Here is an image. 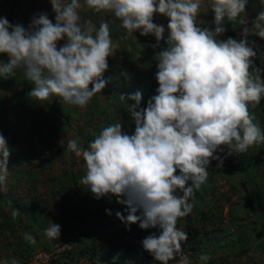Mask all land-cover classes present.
<instances>
[{
	"label": "clouds",
	"instance_id": "obj_1",
	"mask_svg": "<svg viewBox=\"0 0 264 264\" xmlns=\"http://www.w3.org/2000/svg\"><path fill=\"white\" fill-rule=\"evenodd\" d=\"M54 19L46 11L34 13L27 26L12 23L0 15V78L13 77L23 69L34 83L31 96L40 101L56 96L65 104L84 108L110 82L104 78L108 58L116 48L107 20L98 27L82 22L81 10L110 14L127 36L139 32L154 36L158 56L155 94L141 107L142 93L120 94L131 100L127 112L134 122L131 134L123 131L121 120L101 129L87 148L79 138L69 139L67 149L82 157L85 174L79 183L97 200L116 198L125 206L116 217L130 230L157 229L140 241L142 249L156 264H193L183 255L188 233L177 227L178 219L190 215L193 198L208 178L211 159L228 145L226 155L246 153L254 144H264L262 131L250 111L264 100V0L261 10L249 20V0H49ZM212 13L205 25L197 23L201 9ZM167 18L157 24L154 16ZM228 21L229 23H226ZM241 25L239 39L221 36L227 24ZM251 24V27H249ZM166 33V35H165ZM125 37H120L124 39ZM63 41V43H60ZM8 138L0 132V189L7 186ZM111 215L110 209H105ZM13 218L19 210H13ZM58 240L61 225L51 223L43 230ZM24 238L30 244L31 234ZM180 257L177 260V257ZM211 259L201 253L198 260ZM4 264H20L11 257Z\"/></svg>",
	"mask_w": 264,
	"mask_h": 264
},
{
	"label": "rangeland",
	"instance_id": "obj_2",
	"mask_svg": "<svg viewBox=\"0 0 264 264\" xmlns=\"http://www.w3.org/2000/svg\"><path fill=\"white\" fill-rule=\"evenodd\" d=\"M260 10L259 0H249L246 14L241 15L251 20ZM211 19L212 13L202 8L197 23L207 25ZM154 22L166 25L167 18L155 15ZM227 27L221 39L240 38L238 21ZM110 30L116 53L108 58L109 67L103 74L110 82L86 107L65 104L56 96L40 101L27 93L28 103L22 105L21 98H15L6 111V119L0 121V132L8 138L12 148L7 186L0 189V224L12 218V211L21 207L18 204L24 205L22 210L28 214L33 212L35 218L31 222L25 216L20 226L13 225L11 229L0 227V264L11 257L20 264H120V260L125 264H156L141 247L140 241L146 236L144 231L137 232L139 236L130 241L122 223L114 226L109 237L92 236L99 208L110 209L108 201L114 199L97 200L79 183L85 174L83 159L67 149V141L74 138H79L81 146L87 148L88 141L94 139L93 133L98 134L103 127L120 120L123 131L131 134L134 122L127 108L133 101H122L119 95L139 90L143 107L158 86L154 78L158 61L155 53L166 46L164 42L153 48L154 36H141L139 32L127 36L119 26H112ZM122 36L125 38L120 39ZM248 39L257 41L261 45L260 52L264 53V41L255 35ZM254 62L260 65L264 58ZM30 84L34 86V83H26V86ZM29 98L34 100L31 106ZM250 111L264 131V100ZM232 147L228 145L215 153L223 157V163L220 165L216 159H211L208 178L195 192L200 202L195 198L192 201L191 215L200 234L188 236L189 240L183 244V255L193 264H205L198 260L201 253L211 257L206 264H264V144H254L240 155L235 152L226 155L227 149ZM251 151L261 156V161L251 159ZM241 155L249 157L253 163L240 165ZM116 204L123 209L124 205ZM52 222L61 225L58 240L47 238L43 231ZM29 223H34L35 234L21 231ZM177 227L184 230L183 222ZM145 231L150 233V229ZM20 232L21 240H25L26 233L36 239L35 244L27 241L31 245L27 257L20 256L14 248ZM129 242L132 250L129 249L130 257H126L124 249ZM169 264H177V261Z\"/></svg>",
	"mask_w": 264,
	"mask_h": 264
},
{
	"label": "trees",
	"instance_id": "obj_3",
	"mask_svg": "<svg viewBox=\"0 0 264 264\" xmlns=\"http://www.w3.org/2000/svg\"><path fill=\"white\" fill-rule=\"evenodd\" d=\"M15 84L16 83H14V85ZM21 85H22V87H21V89H19L18 94H19V97L22 100V105H24V104L28 103L27 102L28 101L27 93H30V90L34 86H31V84H30V86H28V85L26 86V83H22ZM33 101L34 100H31L29 98V102H30L29 105L30 106L33 105V103H34ZM12 102H13V100L11 98L3 97L2 94H0V121L2 120V122H3L6 119V114H7L6 111L9 108L12 107ZM14 117L17 118L18 114L16 113ZM256 154H257L256 152H252L251 151V155L252 156L250 158L251 159L254 158L255 162H257L259 160L261 161V156H257ZM261 155L263 156V154H261ZM250 162L251 161H250L249 157H246L244 155H241L239 157L240 165L244 164V163L246 165V163H250ZM251 163H253V162H251ZM194 198L198 202H200V200L198 199V195L195 194ZM111 199H114V201L116 202V199L114 198V196L109 197V200H111ZM114 201H108V205H109L110 210L112 212L111 215L106 214V212L104 210L105 209L104 207H103L102 210H100V208H99V210L97 212L98 217L93 221V232H92V236L93 237H109L111 235V233L114 231V226H116V225L119 226V225L122 224V222L116 217L115 213H116V211H121L122 212L125 209V206H123V209H120L119 205L116 204L117 202L115 203ZM18 206H21V207H19L20 208L19 209V215L16 218L12 217L8 222L7 221H2V223L0 224L1 229H11V226H13V225H19L20 226L21 225L20 221L25 216L27 218H30L31 222L35 221V218L33 217V215H34L33 212L28 214L27 212L22 210V206H24V205L18 204ZM192 217L193 216L190 214V215H188V216H186L184 218L178 219L177 226L181 222H183L184 230L188 233V236L196 237V236H198L200 234V228L194 224ZM23 229L25 231L29 232V233L35 234L34 223H29V225H24L21 228V231ZM140 231H144L145 232L144 236L148 235V233L145 230L140 229L138 227V224H136L133 229H130V230L126 231L127 237L131 241V240H133V238L139 236L137 234V232H140ZM156 231H157V229H150V232H156ZM21 237H22V232L19 233V236L17 237V241H16V243L14 245L15 246L14 248L17 249L18 254L20 256L27 257V256L30 255L31 245L26 240H21L20 239ZM101 241H103V239H101ZM185 243H183V244H185ZM103 244H105V243H103ZM130 244H132V243L129 242L127 247L124 249L126 257H130V254H131L130 250H132V248L130 247ZM144 257H147L146 253H144ZM21 260H23L22 257H21ZM119 263L120 264H125L126 262H123L122 260H120Z\"/></svg>",
	"mask_w": 264,
	"mask_h": 264
},
{
	"label": "crops",
	"instance_id": "obj_4",
	"mask_svg": "<svg viewBox=\"0 0 264 264\" xmlns=\"http://www.w3.org/2000/svg\"><path fill=\"white\" fill-rule=\"evenodd\" d=\"M39 11H46L49 17L54 19V13L51 11L49 0H0V15L6 16L12 23L19 22L27 26L32 15ZM81 17L82 22L91 20L96 27L99 26L102 20H107L109 27L119 26V21L110 14L95 13L91 10L84 9L81 10ZM60 43H63V41ZM0 59L6 61L7 57L0 56ZM14 83L16 84L14 85ZM22 83L28 84L33 82L25 77L23 69H17L13 77L7 79L0 78V94L12 100L17 97L19 98L18 91L21 89ZM14 91H17V93Z\"/></svg>",
	"mask_w": 264,
	"mask_h": 264
}]
</instances>
